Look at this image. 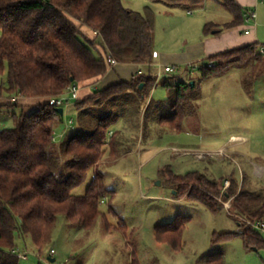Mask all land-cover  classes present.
<instances>
[{"label":"trees","instance_id":"1","mask_svg":"<svg viewBox=\"0 0 264 264\" xmlns=\"http://www.w3.org/2000/svg\"><path fill=\"white\" fill-rule=\"evenodd\" d=\"M150 1L188 11L201 8L206 0ZM214 1L230 13L231 19L223 24L206 22L205 34L241 25L253 10L236 0ZM258 48L253 43L211 55L195 70L204 78L246 62H262L264 56ZM153 52L151 20L126 8L121 0H0V74L7 66L5 91L17 97L46 98L30 112H12V126L0 130V264H20L13 252L17 248L16 235H29L37 250L42 251L47 233L60 214L85 233L99 217L106 232L115 229L100 211L101 198L112 195L113 190L105 186L99 164L105 156H118L120 130L111 127L120 115L110 112L94 122L74 126V132L59 143L67 158L64 174L54 157L56 142L52 139L63 118L47 99L63 94L72 83L104 75L111 68L108 57L118 63H150ZM155 81L150 69L135 73L129 80H118L78 97L74 105L81 109L129 96L145 98ZM162 84L174 87L176 98L171 105L173 112L159 116L157 121L180 132L185 116L184 91L189 86L182 81L172 85L166 79ZM13 104L18 103H1ZM90 168L93 175L84 193H73ZM161 174L175 196L184 195L212 212L222 208L214 196L233 197L229 214L242 231L214 234L213 243L238 235L246 248H264V229L245 225L246 220L264 222V187L246 185L243 176L238 189L237 181L230 177V185L222 191L224 176L214 179L198 170L174 174L166 167ZM189 220V216L176 214L167 222L155 224L156 240L179 249ZM119 230L125 231L124 222ZM205 262L224 264L222 252L209 255ZM128 264H139L134 250Z\"/></svg>","mask_w":264,"mask_h":264},{"label":"rangeland","instance_id":"2","mask_svg":"<svg viewBox=\"0 0 264 264\" xmlns=\"http://www.w3.org/2000/svg\"><path fill=\"white\" fill-rule=\"evenodd\" d=\"M121 1L126 8L151 20L153 47L162 52H180L186 42L198 37L204 23L222 24L231 16L214 0H206L192 13L150 0ZM259 6L255 9L256 12L258 9L256 22L259 27L256 41L258 46H264V3ZM251 25V19L241 24L248 30ZM172 66L175 70L168 73L162 72V65L150 66L158 80L145 98L129 96L126 100H110L81 109L71 101L63 106V120L55 130L62 128L64 135L55 141L54 157L59 171L64 174L67 158L60 151L59 143L74 132L65 125L66 121L72 118L76 126L85 121L94 122L110 112L120 115L111 127L121 130L118 156L114 159L105 156L99 164L105 186L113 190L112 195L103 197L100 211L115 229L106 232L99 217L90 232L85 233L77 223L60 214L40 252L29 235H16L17 248L28 253L26 259L19 258L20 264H128L132 250L139 264H206V258L215 252H222L224 264H264V248H246L238 235L212 242L214 234L242 231L229 214L233 197L228 198L231 207L227 209L223 202L228 199L221 194L214 196L222 208L212 212L200 203L187 200L184 195L175 196V190L164 183L166 177L161 174L165 167L174 174L198 170L214 179L224 176L230 181L233 177L238 189L243 176L246 185L264 187V60L246 62L204 78L197 70L189 72L182 66ZM164 79L172 85L182 81L189 86L184 91L185 116L180 132L157 121L159 116L173 112L171 105L176 98L174 87L163 86ZM6 80L7 66L0 74V130L12 126V112H30L23 110L20 104L1 105L2 101L11 102L9 99L14 96L5 91ZM77 83L79 97H85L87 80ZM103 84L99 81L94 88L100 89ZM37 99L43 102L46 98ZM219 148H225V154L198 159L191 153H183L187 150L213 152ZM256 166L260 167V172ZM92 175L90 168L84 181L72 192L83 194ZM190 187L191 184L186 191ZM176 214L190 217L179 249L157 241L154 235L155 224L167 222ZM123 222L125 231H120ZM50 249L54 250L50 255L55 258L54 262L47 259Z\"/></svg>","mask_w":264,"mask_h":264},{"label":"crops","instance_id":"3","mask_svg":"<svg viewBox=\"0 0 264 264\" xmlns=\"http://www.w3.org/2000/svg\"><path fill=\"white\" fill-rule=\"evenodd\" d=\"M236 1L240 5L251 8L253 10H255L257 7L260 8L259 5L264 3V0H236ZM257 17H258V9L256 12V19ZM230 19H231V16L227 18L223 23L229 21ZM256 19H255V22H253V25L250 26L249 30L245 29V27L241 25H238L234 27L224 28L219 32H215V30H212L210 34L204 33L203 31V26L205 24L204 23L200 28V33L198 37L193 39V41L186 42L185 46L181 50H179L180 52H176V51L175 52H170V51L162 52L161 50H159V48H155L153 52L155 53V55H152L153 60L150 63H128V62L118 63L116 62L111 66L110 69L107 70V72L104 75L87 80L88 85L86 86V89L88 91L87 92L85 91L86 93L85 95L90 94L93 90L97 89L94 87L96 83L99 81L102 82V84L104 83L102 86L103 88L118 80H129L135 73H139V72L146 73L147 70L150 69V66L154 64H158L162 66L174 64V65L182 66L184 67L185 70L189 71V69H187V67H189L188 65H197L211 55L224 52L226 50L234 49L237 47H241L244 45H248V44L256 43L258 45L256 39H258L259 27L256 22ZM246 30L248 32H245ZM113 71L114 73H112ZM193 71H196V70H193ZM157 80L158 78L156 76V82ZM3 102H7V101H2L1 103ZM40 102L41 101L37 98L36 99L25 98L22 100L18 98V100L16 101V103L23 106V110H27V111L33 110L35 108L36 103H40ZM55 131L57 133H62L61 131L63 130L62 128H58V130H55Z\"/></svg>","mask_w":264,"mask_h":264},{"label":"built area","instance_id":"4","mask_svg":"<svg viewBox=\"0 0 264 264\" xmlns=\"http://www.w3.org/2000/svg\"><path fill=\"white\" fill-rule=\"evenodd\" d=\"M188 13H192V10H188L187 11ZM246 19H251L253 22H255V19H256V12L255 10H251L250 12H248L246 15H245ZM245 32H248L247 30ZM259 52L261 54H264V46H259ZM153 55H155V53H153ZM108 62L113 65L114 63H116V61L114 59H112L111 57H108L107 58ZM197 68L196 65H189V70L190 71H193ZM175 70V67L172 66V65H165L162 67V72H173ZM158 78V76H157ZM79 97V86H78V83H72L70 86L67 87L66 91L63 93V94H60V95H57V96H52V97H49L47 99V101L52 104V105H55L57 107H62L64 105H68L71 102H74L75 100H77ZM11 102H16L18 100V97L17 96H12L10 99H9ZM66 126L68 127H71V129H73L74 127V120L72 118H69L66 123H65ZM63 135V132L62 133H57V132H53V137L52 139L54 141H56L58 139V137H61ZM174 151H177L178 149L176 148H173ZM224 150L225 148H219L217 149L216 151H213V152H204V151H185L183 153H191L193 154L196 158L198 159H201V158H204V157H207V156H213V155H219V154H225L224 153ZM230 185V181L228 179H225L224 182H223V185H222V191H224L225 189L228 188V186ZM101 203L104 202V199L101 198L100 200ZM223 205L224 207H226L227 209H229L231 207V200L228 199L227 201H224L223 202ZM245 225H250V226H253L254 228H258V229H264V222L262 221H252V220H246L245 221ZM239 228V227H238ZM238 232H241V229H237ZM13 252L17 255L18 258H22V259H26L28 257V253L27 252H24V251H21L19 248H14L13 249ZM54 253V250L53 249H50V252H49V256L50 255H53ZM38 257L40 258V253L37 254Z\"/></svg>","mask_w":264,"mask_h":264},{"label":"water","instance_id":"5","mask_svg":"<svg viewBox=\"0 0 264 264\" xmlns=\"http://www.w3.org/2000/svg\"><path fill=\"white\" fill-rule=\"evenodd\" d=\"M190 84L193 85V82H190ZM139 87L141 88L142 84H140ZM56 110L60 113V115H63V108L62 107H57ZM173 192L175 193V191H173ZM47 259H48L49 262H54L55 261V258L51 257V256H48Z\"/></svg>","mask_w":264,"mask_h":264},{"label":"bare ground","instance_id":"6","mask_svg":"<svg viewBox=\"0 0 264 264\" xmlns=\"http://www.w3.org/2000/svg\"><path fill=\"white\" fill-rule=\"evenodd\" d=\"M256 169H258V172H260V171H261V169H260V167H259V166H257V167H256Z\"/></svg>","mask_w":264,"mask_h":264}]
</instances>
